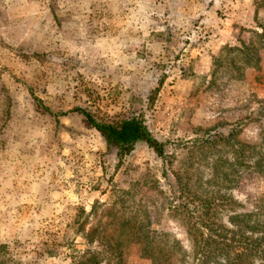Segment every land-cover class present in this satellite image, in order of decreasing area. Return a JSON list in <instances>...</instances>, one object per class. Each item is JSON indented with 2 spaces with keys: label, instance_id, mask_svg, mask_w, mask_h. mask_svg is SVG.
Here are the masks:
<instances>
[{
  "label": "rangeland",
  "instance_id": "obj_1",
  "mask_svg": "<svg viewBox=\"0 0 264 264\" xmlns=\"http://www.w3.org/2000/svg\"><path fill=\"white\" fill-rule=\"evenodd\" d=\"M22 1L0 0V264H201L200 201L227 226L264 206V0ZM78 108L142 119L166 158Z\"/></svg>",
  "mask_w": 264,
  "mask_h": 264
},
{
  "label": "trees",
  "instance_id": "obj_2",
  "mask_svg": "<svg viewBox=\"0 0 264 264\" xmlns=\"http://www.w3.org/2000/svg\"><path fill=\"white\" fill-rule=\"evenodd\" d=\"M238 49V48H236ZM245 52L248 49H244ZM247 61L255 66L257 58L249 53ZM254 60V63L252 62ZM86 122L104 137L110 147H115L120 155L130 153L138 142L146 143L160 157L166 158V143L157 139L138 117H127L115 122H102L94 118L89 112L81 110ZM230 134L227 140L232 139ZM250 149L256 147L250 146ZM254 163L250 169L264 176V154L256 153ZM224 200L206 197L200 201L197 211L199 216L195 222L193 213L191 227L198 231V247L201 264H264V206L257 207L249 213H235L229 218V225L217 223L213 218L214 209ZM181 206V205H180ZM187 208V207H186ZM188 209V208H187ZM193 221V222H192ZM144 251L154 252L153 234L146 232ZM152 253L153 264H172L168 254Z\"/></svg>",
  "mask_w": 264,
  "mask_h": 264
},
{
  "label": "crops",
  "instance_id": "obj_3",
  "mask_svg": "<svg viewBox=\"0 0 264 264\" xmlns=\"http://www.w3.org/2000/svg\"><path fill=\"white\" fill-rule=\"evenodd\" d=\"M10 0H4V3L1 4L2 9L7 13L9 11L17 10L20 8H26L27 6L25 5L26 3L22 2L21 3H11L9 2ZM11 24V23H10ZM5 26H9V23L6 22Z\"/></svg>",
  "mask_w": 264,
  "mask_h": 264
}]
</instances>
